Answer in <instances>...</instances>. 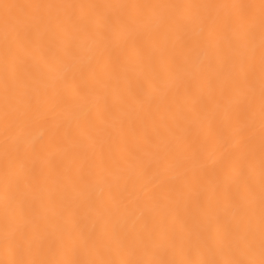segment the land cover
Masks as SVG:
<instances>
[{
	"label": "snow or ice",
	"instance_id": "obj_1",
	"mask_svg": "<svg viewBox=\"0 0 264 264\" xmlns=\"http://www.w3.org/2000/svg\"><path fill=\"white\" fill-rule=\"evenodd\" d=\"M0 264H264V0H0Z\"/></svg>",
	"mask_w": 264,
	"mask_h": 264
}]
</instances>
